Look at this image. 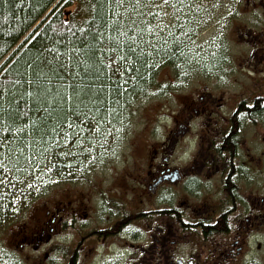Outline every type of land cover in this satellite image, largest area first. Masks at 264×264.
Wrapping results in <instances>:
<instances>
[{
	"label": "flooded vegetation",
	"instance_id": "1",
	"mask_svg": "<svg viewBox=\"0 0 264 264\" xmlns=\"http://www.w3.org/2000/svg\"><path fill=\"white\" fill-rule=\"evenodd\" d=\"M258 4L262 25L239 32L245 65L259 74L246 96L224 99L201 87L174 115L161 161L146 166L147 200L135 213L98 200V245H111L115 264H264V0ZM59 214L46 227L75 226V213Z\"/></svg>",
	"mask_w": 264,
	"mask_h": 264
},
{
	"label": "rangeland",
	"instance_id": "2",
	"mask_svg": "<svg viewBox=\"0 0 264 264\" xmlns=\"http://www.w3.org/2000/svg\"><path fill=\"white\" fill-rule=\"evenodd\" d=\"M247 1L256 4L247 5ZM259 1L214 0L199 21L201 25L188 48L184 46V54L191 62L185 75L176 71L180 68L160 65L154 72L153 86L130 103L121 127L108 125L110 135L106 139L98 135L91 138L94 143L90 148L83 143L85 159L79 161L82 163L78 170L70 172L68 183L43 182L56 175L51 174L52 170L46 177L38 173L39 179L36 176L28 184V192L10 197L11 213L0 226V264H115L111 245L107 241L105 246L98 245L104 242L98 239V200L108 209L116 207L119 213H135L132 208L147 200L150 192L140 191L149 183L144 175L146 166L161 161V143L174 115L195 98L201 87L211 88L224 99L242 93L246 96V88L257 82L253 77L259 74L245 65L249 49L240 34L250 26L262 25ZM158 11L167 15L149 23L168 25L166 31L174 30L173 9L161 5ZM117 75H121L120 71ZM39 193L40 198L35 200L33 196ZM56 210L60 212L57 218L66 212L75 213V226L56 221L58 229L52 227L54 224L52 228L36 227L37 223L50 222ZM103 251L108 255L104 261L100 256ZM117 260V264L123 263L121 258Z\"/></svg>",
	"mask_w": 264,
	"mask_h": 264
},
{
	"label": "trees",
	"instance_id": "3",
	"mask_svg": "<svg viewBox=\"0 0 264 264\" xmlns=\"http://www.w3.org/2000/svg\"><path fill=\"white\" fill-rule=\"evenodd\" d=\"M213 1L190 0L192 9L185 8L179 13L180 27L157 34L159 43L153 41L156 43L157 51L146 47L144 55H140L139 59L131 62L118 59L121 53L113 52L110 57L104 56L103 67L88 62L79 68H73L74 72L80 73L74 81L77 87L103 89L99 95L104 101L103 113L110 121V126L119 128L126 121L130 103L153 86V75L160 65L174 69L180 68L177 72L185 74L191 62L184 54L186 51L184 46L188 48L191 39L195 37L201 25L199 21L206 15ZM156 2L159 3V0ZM172 2L173 0H170V4ZM86 4L87 0H69L68 3L64 0H9L7 7L0 8V61L10 57L4 67L12 69L10 76L0 79V88L7 89L9 97H18L22 91L19 85L13 87L15 80L20 79L16 74L17 70L22 68L26 62L35 61L38 51H42L43 47L55 46L58 51L66 52V49H71L73 46H82V39L91 42V31L86 36L76 31L81 27L88 29L89 24H92L91 20L88 24L84 23L90 15L86 10ZM197 5L199 10H196ZM120 11L123 13V9ZM174 17L175 13L171 18L172 25L175 22ZM66 20L67 24L64 23ZM99 23L97 20L93 27L99 26ZM73 32H75L74 37ZM33 36H36V40L30 44L29 41ZM145 39L149 37L146 35ZM110 61H115V63ZM117 71H120L121 75H117ZM57 87L58 85L54 82L53 90L55 91ZM24 88H27L26 84ZM23 106L21 104V107ZM5 107H8L7 103ZM64 108L65 115H71L67 112V104ZM73 119H75L74 116ZM80 119L82 120L83 117L81 116ZM56 123L57 120L53 118L52 125ZM64 123L66 127L67 120ZM19 126V122L12 125V121L9 120V127H12L13 131L9 133L0 130V136L9 138L11 149L10 151L0 150V161H2L0 164V226L6 222L7 213H11L10 197L14 198L28 192V184L35 180L36 176L37 180L39 179L38 173L46 177L48 171L52 170L51 174L56 175L51 176L50 179L45 178L43 182L52 181L54 183L56 180L55 184L68 183L69 178L72 177L70 172L78 170L82 163L79 161L85 159L83 154L86 151L83 143L90 148L94 143L91 138L97 136L92 133L83 143H77L82 139L79 136L68 143H65L64 137L61 136L59 147H57L53 142L57 140L56 132H52L44 137L43 142L37 139L34 145L29 144L28 147H24L23 144L27 141L22 143L19 134L15 132V128ZM56 131H60L59 128ZM86 159H89V156ZM93 160L94 158L91 162ZM40 195L41 193L33 198L36 197L35 200H37Z\"/></svg>",
	"mask_w": 264,
	"mask_h": 264
},
{
	"label": "snow or ice",
	"instance_id": "4",
	"mask_svg": "<svg viewBox=\"0 0 264 264\" xmlns=\"http://www.w3.org/2000/svg\"><path fill=\"white\" fill-rule=\"evenodd\" d=\"M64 2L68 3L69 0ZM8 4L9 0H0V8H5ZM161 5L173 9L175 22L172 27L175 28L180 27L179 13L185 8L192 9L190 0H173L171 4L170 0H159V3L156 0H87L86 10L90 15L84 23L88 24L91 20L92 24H89L88 29L81 27L76 31L85 36L91 31V42L82 39V46H73L66 49V52L58 51L55 46L43 47L42 51H38L35 61L26 62L18 69L16 74L20 79L15 80L13 87L20 86L22 91L19 96L9 97L7 89L0 88V130L11 133L13 129L9 127V120L12 125L19 122L20 126L15 128V132L19 134L22 143L27 141L23 144L24 147L34 145L37 139L43 142L44 137L52 132H56L57 140L53 142L57 147L61 136L65 143L75 140L77 136L82 138L77 143H83L92 133L106 139L110 135L107 131L110 121L105 118L104 101L99 95L103 89L77 87L74 81L80 73L74 72L73 68H79L88 62L103 67L104 56L110 57L113 52L121 53L118 59L131 62L144 55L146 47L157 51V34H162L168 25H152L149 21L167 15L158 11ZM196 10H199L198 5ZM97 20L100 22L99 26L93 27ZM64 23L67 24L68 21ZM72 35L74 37L75 32ZM146 35L149 39H145ZM35 40L36 36H33L29 43ZM9 59L10 57H6L0 61V79L12 74L11 68L4 67ZM54 82L58 85L55 91ZM25 84L27 88H24ZM5 103L8 107H5ZM21 104L24 106L21 107ZM65 104L71 115H65ZM53 118L57 120L55 125H52ZM57 128L60 131L57 132ZM4 149L11 150L10 140L7 136H0V150ZM36 227L44 228L46 225L37 223Z\"/></svg>",
	"mask_w": 264,
	"mask_h": 264
}]
</instances>
